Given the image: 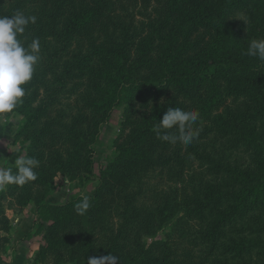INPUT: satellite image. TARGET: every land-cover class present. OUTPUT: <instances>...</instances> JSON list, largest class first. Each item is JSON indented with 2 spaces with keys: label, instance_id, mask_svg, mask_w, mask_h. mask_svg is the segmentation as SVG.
<instances>
[{
  "label": "trees",
  "instance_id": "obj_1",
  "mask_svg": "<svg viewBox=\"0 0 264 264\" xmlns=\"http://www.w3.org/2000/svg\"><path fill=\"white\" fill-rule=\"evenodd\" d=\"M134 1L0 7V15H35L22 39L41 45L13 137L40 161L38 178L0 191V264H9L6 211L29 203L42 240L33 264H86L108 252L119 264H264V74H246L242 28L229 19L254 16L264 38V0H155L147 22L115 21ZM232 102L240 109L227 127L217 111ZM118 105L116 155L98 172L86 214L74 207L81 196L47 203L56 180L93 173L100 125ZM168 107L198 111L191 144L153 131Z\"/></svg>",
  "mask_w": 264,
  "mask_h": 264
},
{
  "label": "rangeland",
  "instance_id": "obj_2",
  "mask_svg": "<svg viewBox=\"0 0 264 264\" xmlns=\"http://www.w3.org/2000/svg\"><path fill=\"white\" fill-rule=\"evenodd\" d=\"M204 5L214 7L227 0H200ZM5 0H0V7H4ZM157 7L155 0H147V3L141 0L126 3L122 9H118L115 21L123 22L125 25L133 24L134 26L142 22H147L153 17V9ZM229 19L233 21L231 29L233 31L237 27L242 28L243 56H248L247 48L249 42L253 39H261L255 32L254 25L257 24L254 16H245L242 14H234ZM246 74L251 72L264 74V61L256 57L248 56ZM123 106L114 107L108 117L100 125L99 134L94 144V170L91 175L86 176L82 180L73 182L67 179H58L51 188L49 204H64L71 198L78 196H90L96 185L98 184V172L114 158L116 151L113 146V140L120 131L123 119ZM239 103H228L219 111L221 117L227 122L239 111ZM24 123V118L16 112L8 114H0V124L3 131L0 136V167L14 166V160L24 155L26 143L17 141L13 143L14 135L19 131ZM6 214L10 220L12 229L9 233L10 243L8 244L4 255L5 261L9 264H33V257L39 244H41V233L35 234L34 220L37 218L35 206L32 203L27 204L23 208H14L13 212L7 210ZM196 262L193 261L192 264Z\"/></svg>",
  "mask_w": 264,
  "mask_h": 264
},
{
  "label": "clouds",
  "instance_id": "obj_3",
  "mask_svg": "<svg viewBox=\"0 0 264 264\" xmlns=\"http://www.w3.org/2000/svg\"><path fill=\"white\" fill-rule=\"evenodd\" d=\"M36 20L35 15H26L19 10L12 15H0V114L13 113L23 103L27 94L25 85L33 79L41 60L39 38H33L30 43L22 39L27 26L35 24ZM246 54L264 61V38L251 40ZM198 119L199 113L195 109L168 107L153 125V131L161 140L189 145L199 136L200 130L193 127ZM173 129L176 134L172 133ZM39 166L38 159L20 155L14 160L13 167H0V191L10 185L22 187L36 181ZM90 206L89 197L83 196L74 207L78 215H84ZM86 264H119V258L108 252L89 257Z\"/></svg>",
  "mask_w": 264,
  "mask_h": 264
},
{
  "label": "crops",
  "instance_id": "obj_4",
  "mask_svg": "<svg viewBox=\"0 0 264 264\" xmlns=\"http://www.w3.org/2000/svg\"><path fill=\"white\" fill-rule=\"evenodd\" d=\"M47 202H50V199H49V197L47 198Z\"/></svg>",
  "mask_w": 264,
  "mask_h": 264
}]
</instances>
